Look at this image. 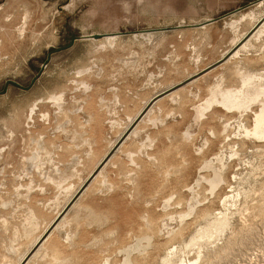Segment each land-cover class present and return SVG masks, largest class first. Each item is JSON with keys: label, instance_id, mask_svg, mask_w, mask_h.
<instances>
[{"label": "rangeland", "instance_id": "1", "mask_svg": "<svg viewBox=\"0 0 264 264\" xmlns=\"http://www.w3.org/2000/svg\"><path fill=\"white\" fill-rule=\"evenodd\" d=\"M259 1L0 0V227L50 225L152 97L253 27L232 12ZM227 61L155 103L32 264H264V138L246 134L264 35ZM246 77L257 100L198 110ZM4 235L0 259L18 231Z\"/></svg>", "mask_w": 264, "mask_h": 264}, {"label": "bare ground", "instance_id": "2", "mask_svg": "<svg viewBox=\"0 0 264 264\" xmlns=\"http://www.w3.org/2000/svg\"><path fill=\"white\" fill-rule=\"evenodd\" d=\"M264 2V1H263ZM262 1H259L256 3V5L254 6L253 9H259V8H262L261 5L263 3ZM253 9H250L248 11H244V12H239L238 13H234L236 14V18H235V22L232 23V24H235V23H241V22H246V21H251L253 23V26L261 19V17L264 15V10L260 11V13L258 15H254V13L252 11H254ZM256 9V10H257ZM232 22V21H231ZM245 34H242L241 38L244 36ZM264 35V22H263V25H261L255 32L254 34H252V36L246 41L244 42L239 48L238 50L231 56V58L228 60L230 61L231 59L235 58L236 56L239 55V53L245 51L250 43L252 41H257L259 40L262 36ZM240 38V39H241ZM93 39V38H91ZM240 39L238 41H240ZM94 40V39H93ZM104 41H108V42H112V41H115V35H112V36H107V37H104L103 38ZM238 43V42H236ZM235 43V45H236ZM227 61V62H228ZM251 77V76H250ZM250 77H246L244 80H243V83H242V87L239 89V90H220V89H216L214 92H211L210 94V97L206 100V102H204L205 104L202 106L199 107V111H202V110H206L208 109L210 106L212 105H218V106H221V107H224V108H228V109H232V108H241V107H244L247 103L245 101H252V100H257L259 94H261L260 92H257L253 97H250L249 94H247L245 92V88L246 86H248L251 82V79ZM198 79H194L193 82H190V84H193L195 81H197ZM183 89V88H182ZM180 89V90H182ZM264 93V91H263ZM178 94V91L173 93V94H170L169 96H167L165 99H169V100H175L174 98H176ZM262 109L259 111V113L256 114V117H255V121H254V128L253 130L251 131H246V134H250L256 138H264V104L263 106H261ZM198 108V107H197ZM152 111H153V108H151L148 113L146 114V116L142 119V121L139 123L140 124H143V123H148V122H151L153 119H151V115H152ZM201 116V114H199ZM135 118L131 119V121L129 122V124L126 126V128L124 129V131L120 134V136L117 138V140L123 135V133L127 130V128L130 126L131 123H133ZM139 125L136 127V129L132 132L131 136L130 137H133L136 135L137 133V129L139 128ZM138 134V133H137ZM116 140V141H117ZM116 141H114V143L110 146V149L114 146V144L116 143ZM110 163V162H109ZM101 177V174L94 180L97 181L99 178ZM86 180V179H85ZM84 180V181H85ZM84 181H82L81 185L84 183ZM102 181V180H101ZM206 181V180H205ZM93 182V183H94ZM104 182V181H102ZM212 185H214V182L211 181ZM80 185V186H81ZM80 186L78 187V189L80 188ZM76 189L70 196H69V199L68 201L66 202V204L69 202V200L72 198V196L77 192ZM89 190V189H88ZM65 204V205H66ZM64 205V206H65ZM77 205V204H76ZM64 206L60 209V211L64 208ZM60 211L56 214V216L60 213ZM55 216V217H56ZM67 218V217H66ZM64 219L58 226L56 232L60 231L61 229L64 228V226L67 224V219ZM55 219V218H54ZM219 221V220H218ZM223 221V220H222ZM49 226V225H48ZM48 226L43 230V232L38 236V238L44 233V231L48 228ZM220 226V225H219ZM205 233V232H204ZM206 234V233H205ZM203 235V234H202ZM201 235V236H202ZM208 235V234H207ZM38 238L36 239V241L38 240ZM195 239V238H194ZM35 241V243H36ZM34 243V244H35ZM193 243V242H192ZM196 246V245H195ZM193 247V246H192ZM43 248L44 246H42V248H40V250L35 254L34 259H37L40 256L41 254V251H43ZM30 250V249H29ZM28 250V251H29ZM125 250V249H124ZM27 251V252H28ZM26 252V253H27ZM25 253V254H26ZM25 254L21 257V260L25 257ZM130 258V257H128ZM20 260V261H21ZM19 261V262H20ZM130 261V260H129ZM18 262V263H19ZM17 263V264H18ZM128 259L125 260V264H128ZM192 263V262H191ZM190 263V264H191ZM131 264V263H130ZM163 264H170L168 262H165ZM194 264V263H193Z\"/></svg>", "mask_w": 264, "mask_h": 264}, {"label": "water", "instance_id": "3", "mask_svg": "<svg viewBox=\"0 0 264 264\" xmlns=\"http://www.w3.org/2000/svg\"><path fill=\"white\" fill-rule=\"evenodd\" d=\"M240 11V9H237L233 11L232 13H237ZM215 22V20H208L202 25H208ZM264 22V15L263 17L242 37V39L229 51L225 53V55L216 61L214 64L208 66L203 71H201L199 74H196L192 77H189L188 79L182 81L181 83L166 89L158 94H156L154 97H152L148 103L145 105V107L137 114L135 117L133 123L130 124V126L127 128V130L123 133V135L116 141L114 146L106 153V155L102 158V160L98 163V165L95 167V169L91 172V174L86 178L84 183L80 186V188L77 190V192L73 195V197L69 200V202L64 206V208L60 211V213L55 217V219L50 223L49 227L45 230V232L39 237L35 245L32 247V249L27 253V255L24 257V259L21 261L20 264H28L33 256L40 250V248L47 242V240L50 238V236L56 232L59 224L72 212L75 205L78 204L81 197L85 194L87 189L92 185L94 180L103 172V170L106 168V166L109 164L110 160L116 155V153L120 150L122 145L130 138L132 132L136 129V127L139 125V123L142 121V119L146 116L148 111L155 105L156 102L163 99L165 96L169 95L170 93L178 90L179 88L186 86L188 83H190L193 79L199 78L200 76L214 70L218 66L225 63L232 54L238 50V48L246 42L252 34L263 24ZM201 27V25H200ZM98 36H93L94 40H97ZM16 87H20L16 83H12Z\"/></svg>", "mask_w": 264, "mask_h": 264}, {"label": "crops", "instance_id": "4", "mask_svg": "<svg viewBox=\"0 0 264 264\" xmlns=\"http://www.w3.org/2000/svg\"><path fill=\"white\" fill-rule=\"evenodd\" d=\"M106 155V154H105ZM104 155V156H105ZM103 156V157H104ZM102 157V158H103ZM102 160V159H101ZM100 160V161H101ZM99 161V162H100ZM98 165V164H97ZM90 188V187H89ZM88 188V189H89ZM87 189V191H88ZM86 191V192H87ZM85 194L81 197L84 198ZM39 224H35V220L33 219L31 222H29L28 227L23 229L20 228L19 229V225H10V227H0L3 232H13L15 229L18 231V236L16 239H14L12 243H16L15 245H13L12 243L10 244L9 247L4 248V250H2L1 252V259H0V264H17L20 260V258L22 257V255L30 248V246L34 243V241L36 240V238L40 235V227L38 228ZM2 234H0V240H4L5 239V235L2 236ZM55 234V232L50 236V238L47 240V242L44 244L46 246V244L50 241V239L53 237V235ZM10 236L7 237V239H9ZM32 264V261L29 263Z\"/></svg>", "mask_w": 264, "mask_h": 264}]
</instances>
